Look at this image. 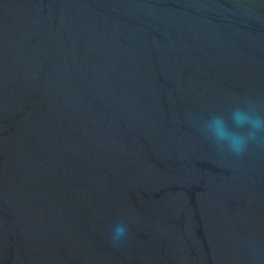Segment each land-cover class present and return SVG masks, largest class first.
<instances>
[{
    "label": "water",
    "instance_id": "water-1",
    "mask_svg": "<svg viewBox=\"0 0 264 264\" xmlns=\"http://www.w3.org/2000/svg\"><path fill=\"white\" fill-rule=\"evenodd\" d=\"M236 108L264 0H0V264H264V134L203 130Z\"/></svg>",
    "mask_w": 264,
    "mask_h": 264
},
{
    "label": "clouds",
    "instance_id": "clouds-1",
    "mask_svg": "<svg viewBox=\"0 0 264 264\" xmlns=\"http://www.w3.org/2000/svg\"><path fill=\"white\" fill-rule=\"evenodd\" d=\"M237 129H247L237 131ZM203 130L211 136L221 148H226L234 155H241L245 152L250 142H255L258 134H264V118L236 108L226 119L223 116H212L205 122ZM127 235L125 225H117L112 232L111 240L118 244Z\"/></svg>",
    "mask_w": 264,
    "mask_h": 264
}]
</instances>
